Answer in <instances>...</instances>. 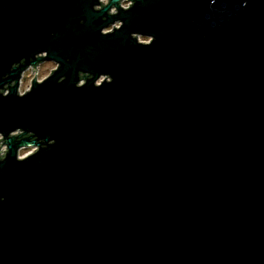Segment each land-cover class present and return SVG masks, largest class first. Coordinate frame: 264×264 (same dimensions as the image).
Returning <instances> with one entry per match:
<instances>
[{
	"label": "water",
	"instance_id": "obj_1",
	"mask_svg": "<svg viewBox=\"0 0 264 264\" xmlns=\"http://www.w3.org/2000/svg\"><path fill=\"white\" fill-rule=\"evenodd\" d=\"M124 1L0 0V264H264V0Z\"/></svg>",
	"mask_w": 264,
	"mask_h": 264
},
{
	"label": "rangeland",
	"instance_id": "obj_2",
	"mask_svg": "<svg viewBox=\"0 0 264 264\" xmlns=\"http://www.w3.org/2000/svg\"><path fill=\"white\" fill-rule=\"evenodd\" d=\"M102 2H103V4L105 5V4L108 3V0H102ZM128 4H129V2L124 1V2H122V7H123V8H128V7H127ZM117 26H119V25L117 24ZM111 30H112V29L110 28V29L107 30V31L109 32V31H111ZM140 41H142V42H146V43L149 42L148 39H142V38L140 39ZM55 69H56V65L53 64V63H48V62L43 63V64H41L40 66H38V67L35 69L37 73H34L33 75H32V69H29V70L26 71L25 74L23 75V78H22L21 83H20L19 91H20L21 93L26 92V91L30 88L31 83H32V81L34 80V78H35V80H37V81H39V82H40V81H43V80L46 79L49 75H51V72H53ZM0 139H2L1 136H0ZM1 145H2V144H0V146H1ZM3 148H4V147H3ZM31 152H32L31 149L22 150V151L20 152V158H24V157H26V156L29 155ZM1 154H3V153H1Z\"/></svg>",
	"mask_w": 264,
	"mask_h": 264
},
{
	"label": "built area",
	"instance_id": "obj_3",
	"mask_svg": "<svg viewBox=\"0 0 264 264\" xmlns=\"http://www.w3.org/2000/svg\"><path fill=\"white\" fill-rule=\"evenodd\" d=\"M126 1L129 2L128 0H126ZM130 5H131V3L129 2V4H128L127 7H129ZM1 146H2V145H1ZM1 146H0V147H1ZM3 147H4L3 149H6V146H3ZM3 155H4V153H3V154L0 153V156H3Z\"/></svg>",
	"mask_w": 264,
	"mask_h": 264
}]
</instances>
